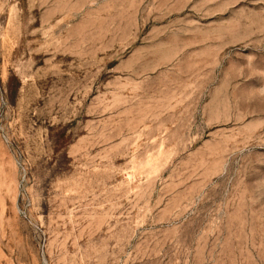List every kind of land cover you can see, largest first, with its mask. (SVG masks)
I'll return each mask as SVG.
<instances>
[{
    "label": "rangeland",
    "instance_id": "374dc122",
    "mask_svg": "<svg viewBox=\"0 0 264 264\" xmlns=\"http://www.w3.org/2000/svg\"><path fill=\"white\" fill-rule=\"evenodd\" d=\"M0 264H264V0H0Z\"/></svg>",
    "mask_w": 264,
    "mask_h": 264
}]
</instances>
